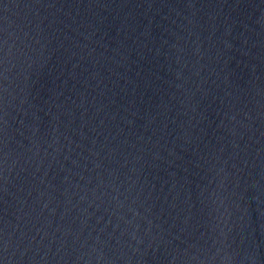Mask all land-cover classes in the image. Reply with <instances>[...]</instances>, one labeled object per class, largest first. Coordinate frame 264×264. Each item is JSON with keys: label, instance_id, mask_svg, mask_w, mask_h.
Masks as SVG:
<instances>
[{"label": "water", "instance_id": "95a60500", "mask_svg": "<svg viewBox=\"0 0 264 264\" xmlns=\"http://www.w3.org/2000/svg\"><path fill=\"white\" fill-rule=\"evenodd\" d=\"M0 264H264V0H0Z\"/></svg>", "mask_w": 264, "mask_h": 264}]
</instances>
